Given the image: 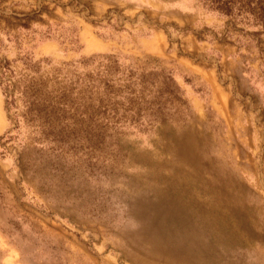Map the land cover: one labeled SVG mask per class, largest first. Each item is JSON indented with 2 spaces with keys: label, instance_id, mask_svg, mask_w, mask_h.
Here are the masks:
<instances>
[{
  "label": "rangeland",
  "instance_id": "obj_1",
  "mask_svg": "<svg viewBox=\"0 0 264 264\" xmlns=\"http://www.w3.org/2000/svg\"><path fill=\"white\" fill-rule=\"evenodd\" d=\"M175 169L264 264V0H0V264H156L120 201Z\"/></svg>",
  "mask_w": 264,
  "mask_h": 264
},
{
  "label": "bare ground",
  "instance_id": "obj_2",
  "mask_svg": "<svg viewBox=\"0 0 264 264\" xmlns=\"http://www.w3.org/2000/svg\"><path fill=\"white\" fill-rule=\"evenodd\" d=\"M180 154L177 150V160ZM191 174L155 170L125 178L130 192L120 204L131 223L122 234L129 248L146 252L156 264H232L254 236L223 201L215 186L222 177ZM239 263L237 257L233 264Z\"/></svg>",
  "mask_w": 264,
  "mask_h": 264
}]
</instances>
